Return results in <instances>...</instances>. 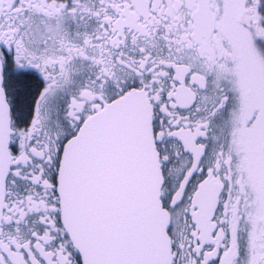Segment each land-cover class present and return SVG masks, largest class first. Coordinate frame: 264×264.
Listing matches in <instances>:
<instances>
[{
  "label": "snow or ice",
  "instance_id": "6c2138e0",
  "mask_svg": "<svg viewBox=\"0 0 264 264\" xmlns=\"http://www.w3.org/2000/svg\"><path fill=\"white\" fill-rule=\"evenodd\" d=\"M0 264H264V0H0Z\"/></svg>",
  "mask_w": 264,
  "mask_h": 264
}]
</instances>
